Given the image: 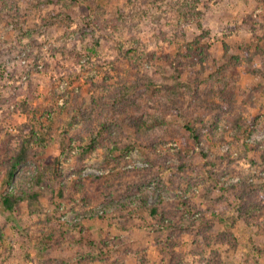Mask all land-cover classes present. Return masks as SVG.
Returning a JSON list of instances; mask_svg holds the SVG:
<instances>
[{
    "label": "rangeland",
    "instance_id": "374dc122",
    "mask_svg": "<svg viewBox=\"0 0 264 264\" xmlns=\"http://www.w3.org/2000/svg\"><path fill=\"white\" fill-rule=\"evenodd\" d=\"M182 3L184 0H19L15 19L7 13L0 16V264H49L51 261H45L48 258L59 264H264V235H258L257 219L249 225L233 223L238 215L237 201L229 190L232 185L241 186L245 177L264 184V163H254L258 156L253 151L264 147V77L255 73L264 68V55L256 53L264 37V0H198L195 12L186 16L178 13ZM194 36L205 37L210 64L215 62L235 72L236 86L246 93L237 96L235 102L228 99V111L212 113L221 116L217 128L194 145L192 164L197 172L210 176L212 171L219 172L210 162L217 157L229 159L224 163L230 164L233 176L222 178L212 197L203 186L194 188L192 194L175 190L188 188L185 178L171 180L179 172L177 156L182 146L178 140L167 136L159 150V154L171 157V169H151L146 161L147 150L139 146L125 156L127 164L120 165L112 151L117 134L98 133L99 127L93 121L78 123L74 110L72 115L62 110L65 97H61L70 99L72 91L82 94L86 109H91L95 91H90L88 80L100 84L108 78L113 82L116 72L109 61L125 62L124 52L130 55L127 59L134 57L132 62L137 56L153 54L157 57L155 65L145 62L143 71L154 78L155 89L161 94L179 92L178 100L184 105L173 101L169 108L174 110L173 121L183 126L185 121L179 113L193 111L190 93L169 73H160L158 67L163 65L162 51L173 54L172 61L177 56V45ZM73 44L77 47L74 51ZM54 47L66 50L54 55ZM88 50L99 66L83 72L78 56L85 62ZM207 69L199 81L192 69H185L182 79L190 83L192 92L206 93L204 79L216 67L210 65ZM213 98V104H225L219 96ZM24 104L39 111L33 121L38 138L45 135V129L52 128L45 141L34 143V156L19 167L8 192L26 191L49 157L59 159L54 169L61 181L52 174L55 188L39 201L43 211L31 214L22 204L16 214L10 215L2 202L6 191L3 168L19 151L20 127L30 119L23 111ZM238 115L256 119L253 133L242 140H236L235 130L228 129L232 117ZM92 133L102 139L81 163L79 156L89 145ZM122 171L120 183L116 176ZM84 183L88 187L83 189ZM222 186L228 188L229 192L224 193L227 201L217 206L214 198L221 196ZM60 187L68 191L65 202L57 198ZM87 190L90 199L84 197ZM183 198H192V212L196 218L212 221L210 225L203 227L199 222L196 226L183 218L178 222V212L187 209L183 205L185 208L180 210ZM158 205L168 212L169 227L164 231H156L158 220L150 213ZM223 207L227 210L221 221ZM174 222L180 225L174 226ZM55 229L61 230L64 237L54 239L53 244L60 245L47 247L48 258H44V237ZM199 231L210 236L209 247L196 242L201 238ZM223 232L233 235L231 242L218 239Z\"/></svg>",
    "mask_w": 264,
    "mask_h": 264
},
{
    "label": "trees",
    "instance_id": "16d2710c",
    "mask_svg": "<svg viewBox=\"0 0 264 264\" xmlns=\"http://www.w3.org/2000/svg\"><path fill=\"white\" fill-rule=\"evenodd\" d=\"M17 2H19V0H14V2L13 0H0V16H3V13H7V16L11 19H15L16 16L19 15V6ZM196 5H198V0H184V3L180 4L178 8V13L181 15L183 14V16L192 15V13L195 12ZM198 27L200 28L201 25H198ZM205 34L206 37L208 34ZM205 37L194 36L192 40H187L186 42L178 44L177 56L175 59H172V61L170 56H173V54L167 53L165 50L162 51L161 60L164 66L161 64V66L158 67L160 73H169L171 78L179 82L183 90L190 93L188 100L193 111L187 115H183L181 112L179 113V115H181L180 118L182 117L185 121L183 126L173 121L174 110L169 108L173 101H177L180 106L184 105L183 101L178 100L180 97L178 95L179 92L171 91V93L167 95L161 94L160 90L155 89L154 78L149 77L147 72L143 71L142 67L145 65V62L151 67L155 65L157 57L153 54H146L144 57L137 56L135 62H132L131 60L134 59V57L132 59L128 58L130 59L128 60L126 56L130 57V55L128 52H124L122 58L126 60L125 62L120 59L109 61L113 71L116 72L113 82H110L108 78L103 79L100 84H96L93 79L88 80L90 91H95H93L94 98L91 99V109H86V101L82 94H77L72 91L70 93V99L66 98V95L61 97H65L62 110L67 112L68 115H72L71 113L74 110L75 115L78 116L75 117L78 123H81L83 120V122L87 121V124H90V122L93 121V124H95L94 126L99 127L98 133L105 132L107 135L111 134L114 136L117 134V136H115L116 140L114 141L112 151L114 155L116 154L113 157L117 159L120 165L127 164L125 156L129 151L134 149L135 146H139L147 150L146 161L149 163L148 165L151 169H156V167L171 169L172 164L169 163L171 157L169 155L159 154V150L163 146L162 143L168 140L167 136H170L171 139L178 140L182 146L177 156L179 161V172L174 174L171 180L185 178V183L188 185V188L181 190V187H176L175 190L183 193L188 191L192 194L194 188L203 186L205 187L206 193H208V197H210V195L211 197L214 196V188H216L218 183H221L222 178L233 176L230 164L224 163L225 161H229V159L227 158L226 160V158L217 157L215 161L210 162L211 167L218 168L219 171H212L210 176L207 172L200 170L197 172L192 164L196 156L194 145H198V143L207 136L212 135L213 130L217 128L221 116L220 114L212 115V113H215L216 110L228 111L229 107L226 101L229 99V101L232 100L235 102L237 96L244 97L246 93L236 86L234 80H236L237 75H235V72H229L227 66H217L215 62H211L210 64L211 55L205 47ZM261 41V44L257 45L256 53L264 55V37ZM76 48V45L73 44L72 50L74 51ZM65 50V47L63 49L54 47L51 49V52L57 55L63 53ZM88 51L89 59L85 62L82 63V56H78V64L83 72H91L99 66V62H94L93 56L90 55L92 54L91 50ZM238 58L240 59V57ZM239 59H236L238 61L237 64H241ZM165 65L169 68L165 67ZM210 65L215 66L216 69L208 73L207 77L204 79L206 82V93L204 95L199 94L198 90L192 92L190 83L182 79V76L186 74L185 69H192V74L195 76V79L199 81L203 75L202 72H207V68ZM125 66H127V68H125ZM197 67H200V69L196 71ZM71 72H69V74H71ZM255 73L258 76L262 75L264 77V68L262 71H256ZM99 91L100 93L98 94ZM216 95L219 96L225 104L220 107L213 104L212 100ZM195 101H198L199 104L191 103ZM179 108L181 109L182 107ZM23 111L30 119L20 127V138L17 137L20 139L19 151L5 163L3 168V183L6 191L2 194V202L4 209L8 211L10 215L16 214L22 204H26L31 214H37L43 211V206L39 201L42 195L50 191V189L54 190L55 188L52 183V174H54L57 179L61 178L59 172H56L54 169L55 166L59 165V159L49 157L43 162V167L33 179L32 185L27 188L26 191H18L14 194L8 192L7 188L11 186L19 167L34 156L35 151L32 148L34 143L45 141L46 137L50 136L49 131L52 128L45 129V135L38 138L36 126L33 121L37 119L36 117L39 111L25 104L23 105ZM255 124V118H246L242 115H238L232 117L231 123L228 124V129L235 130L237 134L235 136L236 140H242L244 137H248L253 133ZM89 126L92 127V125ZM101 139L100 135L91 134L89 145L79 156V161L81 163H84L85 159L94 151ZM254 149L253 151H255L256 156H258L256 157L258 160L255 159L254 163L258 161L264 163V147L261 148V146H258ZM219 168H221V170H219ZM187 170L189 172H187ZM123 172L125 171L117 174V182H120ZM251 179L252 177L242 178L243 183L239 187L236 185L229 187L227 185L229 190L233 192L237 201L236 211L238 215L235 216L233 223L242 221L249 225L251 220L257 219L256 222H254L256 223L258 235H264V219H258L261 215L264 216V184L253 183ZM59 180L61 181V179ZM171 183L172 187H174V183L172 181ZM177 183H180V180H178ZM207 185H211V188H207ZM81 187L84 189L88 187V184L84 183ZM227 187L222 186L223 193L221 196L214 198L217 206H222L225 201H227L224 198V193L229 192ZM57 192L58 200L65 202L68 197L67 189L60 187ZM84 197L90 199L91 194L89 190L84 192ZM191 201L192 198L189 200H185V198L181 199L183 203L180 206V210L185 207L191 209ZM59 205H61V203ZM187 209L178 212V214L181 215L178 217V222L183 218L187 219L188 222H190L189 224L192 223L196 226H200L197 225L200 222L203 224V227L204 224L208 226L212 222L206 219L204 220L201 216H199L200 218H196L197 216L194 215L192 209L188 211ZM226 210L227 208L225 207L220 209V213L223 217L220 218L221 221L225 219L224 213ZM150 213L153 217H157L158 227L156 231H164L169 227L167 224L169 223V219H167L168 212H163L161 205L151 208ZM178 222H174L173 225L179 226L180 224ZM199 230H201V228ZM200 233H202L200 235L201 238L197 239L196 242L201 246L209 247L211 243L210 236L205 232ZM218 236L220 241L227 240L231 242L233 239V235L230 232H223L222 234H218ZM60 237L63 238L64 234L58 229L52 230L44 237L41 248L44 258L45 255L48 258L45 250L47 247L52 249L60 245L59 242H55V245L53 244L54 239ZM63 240L66 239L64 238ZM50 259L51 258L46 259V263L51 261L49 264H59L56 259Z\"/></svg>",
    "mask_w": 264,
    "mask_h": 264
}]
</instances>
